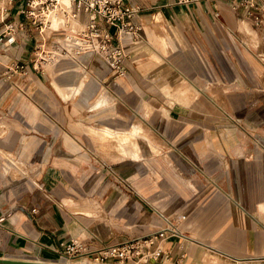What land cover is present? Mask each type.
Listing matches in <instances>:
<instances>
[{
    "label": "crops",
    "instance_id": "1",
    "mask_svg": "<svg viewBox=\"0 0 264 264\" xmlns=\"http://www.w3.org/2000/svg\"><path fill=\"white\" fill-rule=\"evenodd\" d=\"M125 1L145 33L121 41L125 76L91 54L36 70L46 38L29 21L0 50V259L154 234L162 262L264 258V0ZM7 157L26 175L6 174Z\"/></svg>",
    "mask_w": 264,
    "mask_h": 264
},
{
    "label": "built area",
    "instance_id": "2",
    "mask_svg": "<svg viewBox=\"0 0 264 264\" xmlns=\"http://www.w3.org/2000/svg\"><path fill=\"white\" fill-rule=\"evenodd\" d=\"M19 3L18 15L25 20H14L5 24L0 30V50L11 47L19 41L20 31L26 28L29 21L44 36L43 29L51 26L49 14L59 8L61 0H12ZM74 8V16L81 20V14L88 16V22L81 31L53 30L46 42L36 49L41 51L40 61L34 62V68L44 70L45 64L57 65L63 61H70L76 66L85 65V56L91 54L103 58L117 77L127 73V54L121 44L125 37L134 41H144V28L139 22L141 7L126 3L125 0H70ZM218 0H177V4L192 5L199 2H213ZM236 10L254 7L251 0H227ZM49 49H46V46ZM26 65L17 63L8 70L9 74L25 73ZM169 230V229H168ZM173 236H183L174 227ZM157 236L141 237L121 244L109 245L94 252H86L83 242L75 239L63 241L58 253L61 258H90L100 263L117 261L120 264H132L148 257L158 261L161 250H153Z\"/></svg>",
    "mask_w": 264,
    "mask_h": 264
},
{
    "label": "rangeland",
    "instance_id": "3",
    "mask_svg": "<svg viewBox=\"0 0 264 264\" xmlns=\"http://www.w3.org/2000/svg\"><path fill=\"white\" fill-rule=\"evenodd\" d=\"M16 4H17L16 1L11 2V6L5 11V15L6 16L10 15V13H12V12L14 13L15 11H13L12 9H14L16 6L21 5L20 3L18 5H16ZM60 20H61V23H58V24L54 23V24L58 25V26L61 25V26H64V27L67 28L69 21L67 19L63 18V17H61ZM11 21H12V14L9 16L8 19L5 20V22H1L0 21V30L4 28L5 24H7V23H9ZM53 22H55V21H53ZM37 36H39V35H37ZM44 36H45L46 39H48V37L51 36V32H50V34L48 36L44 33ZM46 49L50 50L48 45L46 46ZM136 146L138 148V145H136ZM99 153L102 154L104 157H107L108 159L111 156V154L105 153L103 151V149H100ZM14 177L22 178V176L20 174H15ZM24 179H28L27 181H25L23 183L24 188L25 189H30L32 187V185H33V181L30 180V179H32L31 175H28ZM13 184H14V182L11 185H13ZM80 259L81 258H72V259H70V258H65V259L60 258L58 260H54V261H51V262L52 263H56V264H73L74 262H76V261H78ZM68 260H70L71 263H68L67 262ZM46 262H50V261H46ZM77 264H79V263H77ZM92 264H120V263H118L117 261H112V262H109V263H92ZM132 264H135V263H132ZM139 264H264V258L250 257V258H244V259H235V258L228 257L226 255H224V256L220 255V254L215 253L213 251H208L207 253H205L203 255V260L200 263H195V262H185V263H181L180 262V263H178V262H171V261H163L162 262L161 258L158 259V261H155V260H149V258L146 257Z\"/></svg>",
    "mask_w": 264,
    "mask_h": 264
},
{
    "label": "bare ground",
    "instance_id": "4",
    "mask_svg": "<svg viewBox=\"0 0 264 264\" xmlns=\"http://www.w3.org/2000/svg\"><path fill=\"white\" fill-rule=\"evenodd\" d=\"M11 2L12 0H0V3L4 6V14L5 11L11 6ZM75 12H74V8H73V4L70 0H61L60 1V6L57 9H54L50 12L49 14V19L51 22V26H47L43 29V32L48 36L50 34V32H52V30H60L63 28V30H67V31H81L85 28V23H83L81 20H78L75 18L74 16ZM5 17L6 15L0 16V21H5ZM63 17L65 19H67L69 21L68 23V27H64L61 25H55L58 23H61L60 18ZM55 21V22H53ZM55 23V24H54ZM47 28V29H46ZM48 68H54L51 64H45L44 65V71L45 73H47ZM77 89H73L72 92H76ZM8 163L9 165L6 167V174H12V176H14L15 174H22V175H26L25 170L21 168V166L19 165V163H17L15 160L10 159L9 157H7ZM77 241H79L80 239H75ZM81 242V241H79ZM65 259V258H62ZM68 263H71L70 260L67 261ZM141 262V261H140ZM140 262H137L135 264H139ZM75 264L79 263V264H92V263H100V262H95V260H92L90 258H81L80 260L74 262ZM73 263V264H74Z\"/></svg>",
    "mask_w": 264,
    "mask_h": 264
},
{
    "label": "water",
    "instance_id": "5",
    "mask_svg": "<svg viewBox=\"0 0 264 264\" xmlns=\"http://www.w3.org/2000/svg\"><path fill=\"white\" fill-rule=\"evenodd\" d=\"M0 264H56L52 262H36V261H16L9 259H0Z\"/></svg>",
    "mask_w": 264,
    "mask_h": 264
}]
</instances>
